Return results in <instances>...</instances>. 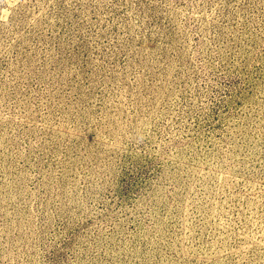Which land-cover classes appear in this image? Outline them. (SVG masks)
<instances>
[{
  "label": "rangeland",
  "instance_id": "rangeland-1",
  "mask_svg": "<svg viewBox=\"0 0 264 264\" xmlns=\"http://www.w3.org/2000/svg\"><path fill=\"white\" fill-rule=\"evenodd\" d=\"M0 264H264V0H0Z\"/></svg>",
  "mask_w": 264,
  "mask_h": 264
}]
</instances>
